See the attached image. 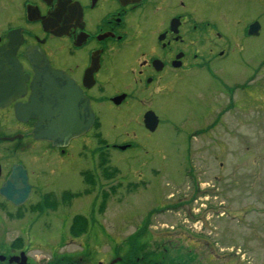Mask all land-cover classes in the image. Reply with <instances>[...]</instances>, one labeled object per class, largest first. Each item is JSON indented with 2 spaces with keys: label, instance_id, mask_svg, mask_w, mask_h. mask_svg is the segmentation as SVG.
Returning a JSON list of instances; mask_svg holds the SVG:
<instances>
[{
  "label": "flooded vegetation",
  "instance_id": "flooded-vegetation-1",
  "mask_svg": "<svg viewBox=\"0 0 264 264\" xmlns=\"http://www.w3.org/2000/svg\"><path fill=\"white\" fill-rule=\"evenodd\" d=\"M258 2L264 9V0H0V53L16 63L0 66V75L10 74L9 80L0 76V264H251L244 255L251 250L256 227L264 228V210H253L250 194H241L251 192L252 185L261 184L262 179L252 178L250 165H258L257 155L245 165L238 161V139L245 137L237 133L236 120L250 123L264 116V60L250 67L242 44L246 37L262 36L264 12L251 16L248 5ZM238 4L239 10L231 14ZM243 4L248 6L243 9ZM38 57L67 74L89 100L95 121L81 138L101 128L103 115L115 112L114 116H120L121 111L132 115L138 107L141 112L133 116L154 133L161 124L154 103L185 74L203 71L215 80L205 96L211 102L212 116L190 132L185 180L193 191L177 196L173 187L159 210L152 209L141 219L131 240L26 239L23 206L34 200L35 211L57 210L55 202L64 194L59 197L51 186L74 140L58 147L34 135L38 118L26 106L33 94ZM231 57L244 67L237 78L226 81L224 73L232 70L222 69L220 63ZM250 110L255 119L248 114ZM152 114L158 120L154 131L146 124L154 118ZM225 134L228 145L220 142ZM197 137L204 143L193 152ZM112 146L126 151L135 145L127 141ZM248 146L242 148L248 151ZM204 149L218 159V173L210 178L198 165L212 166V161H193ZM225 154L232 160L233 172L222 180ZM15 166L26 171L31 186L29 198L21 205L2 193ZM212 196L222 198L214 211L210 210ZM241 196L247 205L230 208L231 202L242 201ZM255 210L263 214L254 217ZM72 218L71 233L76 229L73 225L79 224L76 220L87 221L83 214ZM233 235L244 236L243 243L236 245ZM226 244L246 251L238 259L220 258L216 248Z\"/></svg>",
  "mask_w": 264,
  "mask_h": 264
},
{
  "label": "rangeland",
  "instance_id": "rangeland-1",
  "mask_svg": "<svg viewBox=\"0 0 264 264\" xmlns=\"http://www.w3.org/2000/svg\"><path fill=\"white\" fill-rule=\"evenodd\" d=\"M230 5L232 4H225V6ZM248 5L251 16L260 14L261 10L264 12L259 2L256 5ZM248 5L243 4L242 8ZM239 8L240 4L235 8L232 7L231 14ZM262 22L264 25V18ZM242 44L244 56L250 67L257 66L264 60V30L261 37H246ZM235 51L239 50L236 48ZM235 55L237 56L238 53ZM220 64L222 69L232 70L224 73L223 78L226 81L232 76L237 78L244 67L235 57L221 60ZM214 84L215 80L207 72L194 71L185 74L169 93L160 95L161 97L154 103V108L161 117V124L154 133H150L144 127L142 119L133 116L141 112V107H138L132 115L123 111L120 112V116H114L115 112L107 113L101 118V128L97 126L85 137L75 138L68 150L69 154L60 160L58 179L51 186L59 197L64 194L62 201L55 202L57 210L44 207V211L42 209L35 211L34 200L23 206L26 210L25 224L28 226L26 239L31 241L33 238L35 242H47L56 237L59 241L71 238L72 241L100 242L108 237L119 242L129 241L136 226L148 211L159 210L161 201L170 198L169 193L173 187L177 189L175 192L177 196L193 191V187L187 185L185 180L186 170L190 166L188 156L189 141L192 137L190 132L197 129L203 119L211 118V102L205 96L211 92ZM218 87H222L220 80ZM222 98L223 96L220 95V101ZM248 114L252 115L253 111L250 110ZM255 118L252 115V119ZM236 121V129L239 130L237 133L242 132L245 137L238 139L239 151L238 154L235 153L238 161L245 165L251 163L257 155L254 160L258 165H250L252 178L262 179L261 184L257 181L252 185L251 192L241 195L248 197L250 194L249 201L253 210H264V116L250 123L248 119L244 122L238 119ZM224 124L226 126L225 122ZM220 126L222 129L223 125ZM222 140L225 145L229 144L227 134L220 139V142ZM127 141L134 143V148L122 151L112 146ZM203 143L199 137L194 139L193 152L199 151ZM82 144L86 146L84 150L81 148ZM245 144L249 145L250 150L245 151L242 148ZM213 146L218 148L216 145ZM228 154L223 155L225 158L221 170L222 180L230 177V172H233L232 160L227 159ZM210 155L209 149H204L203 153L195 154L193 159L194 162L203 161L202 158L209 163L212 161V166L202 163L198 165V168H203L204 175L209 178L211 174L214 176L218 173L215 168L218 159L215 155ZM219 156L221 157L220 152ZM245 168L243 166L244 170ZM90 174H94L95 183H89ZM141 178L146 179L145 183L140 181ZM147 180L148 185H146ZM76 193L81 196L77 197ZM235 196L239 197L236 194ZM212 197L210 203L214 206L210 210L214 211L219 209L216 205L222 198L219 196L212 199ZM245 205L247 201H243L242 197L241 202H231L230 208L239 209ZM256 210L253 212L255 215L252 216L259 218L263 213L258 214L256 212L259 211ZM77 214L87 216V221L76 220L79 224L73 225L76 229H73L75 233H71L69 227L72 226L74 219L72 217ZM81 226L84 229H80ZM260 226L259 224L256 227L257 233L250 239L251 250L249 249L244 255L247 261L251 260V264H264V228L260 229ZM243 238L242 235L232 236L236 245L243 243ZM226 246L227 244L216 248L220 258L237 257L238 259L239 253L243 254L246 251L230 249Z\"/></svg>",
  "mask_w": 264,
  "mask_h": 264
},
{
  "label": "water",
  "instance_id": "water-1",
  "mask_svg": "<svg viewBox=\"0 0 264 264\" xmlns=\"http://www.w3.org/2000/svg\"><path fill=\"white\" fill-rule=\"evenodd\" d=\"M1 53L0 66L16 65ZM35 62L38 71L32 82L33 94L30 103L26 106L27 111L38 118L34 135L37 139L49 141L55 146L65 147L71 140L91 130L95 121L91 104L67 74L52 69L49 62L42 57H38ZM2 73L0 76L9 78V73ZM152 115L154 118H148L146 124L154 131L158 120L155 114ZM30 191L26 171L15 166L2 188L3 195L16 205H21L29 198Z\"/></svg>",
  "mask_w": 264,
  "mask_h": 264
},
{
  "label": "trees",
  "instance_id": "trees-1",
  "mask_svg": "<svg viewBox=\"0 0 264 264\" xmlns=\"http://www.w3.org/2000/svg\"><path fill=\"white\" fill-rule=\"evenodd\" d=\"M104 164V163H103ZM103 166V165H102ZM95 177H94V174H90L89 176H88V180H90L91 181V183H95ZM73 233H75L74 231H72Z\"/></svg>",
  "mask_w": 264,
  "mask_h": 264
}]
</instances>
